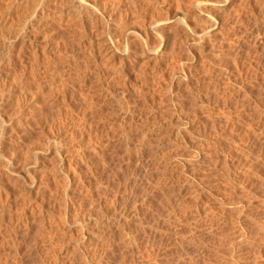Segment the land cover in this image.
I'll return each instance as SVG.
<instances>
[{"label":"rangeland","instance_id":"obj_1","mask_svg":"<svg viewBox=\"0 0 264 264\" xmlns=\"http://www.w3.org/2000/svg\"><path fill=\"white\" fill-rule=\"evenodd\" d=\"M263 136L264 0H0V264H203Z\"/></svg>","mask_w":264,"mask_h":264},{"label":"bare ground","instance_id":"obj_2","mask_svg":"<svg viewBox=\"0 0 264 264\" xmlns=\"http://www.w3.org/2000/svg\"><path fill=\"white\" fill-rule=\"evenodd\" d=\"M54 1H55V0H54ZM52 3H53V2H52ZM58 4H59V3H58ZM50 5H51V4H50ZM54 5H55V4H54ZM51 6H53V5H51ZM51 6H50V7H51ZM55 6H56V5H55ZM57 6H58V5H57ZM60 7H62V6H60ZM54 8H55V7H54ZM51 9H52V7H51ZM52 10H53V9H52ZM47 12L49 13V11H47ZM64 13H65V12H64ZM49 14H50V13H49ZM49 14H48V15H49ZM46 15H47V13H46ZM50 15H51V14H50ZM65 15H67V14L65 13ZM43 16H44V15H43ZM47 17H48V16H47ZM40 24H41V23H40ZM213 24H214V23H213ZM38 26H39V25H38ZM42 26H43V25H42ZM42 26H41V27H42ZM212 26H213L212 24L209 25V26H207V27H208V30H209V28H212ZM206 33H207V32H206ZM203 34H204V33H203ZM202 39H203V38H202ZM202 41H203V40H202ZM200 43H201V42H200ZM204 43H205V42H204ZM205 44H206V43H205ZM205 44H204V45H205ZM209 46H210V45H209ZM212 46H213V45H212ZM207 47H208V46H207ZM210 47H211V46H210ZM213 47H214V46H213ZM213 47H212V48H213ZM201 48H202V50H201L200 52L203 53V51H206V50L203 49V44H202V47H201ZM208 48H209V47H208ZM212 48H210L211 50H209V49H208V50L212 52V51H213ZM115 50H116V49H115ZM115 50H114V52H115ZM117 50H118V49H117ZM198 51H199V50H198ZM213 52H214V51H213ZM115 53H116V52H115ZM117 53H118V51H117ZM119 53H120V52H119ZM206 53H209V52L206 51ZM209 54H210V53H209ZM211 54H212V53H211ZM118 55H119V54H118ZM35 109H36V108H35ZM180 118H181V117H180ZM184 120H185V119H184ZM173 121H174V120H173ZM173 121H172V122H173ZM176 121H177V120H176ZM180 121H182V120H180ZM177 122H178V121H177ZM174 123H175V122H174ZM174 123H173V124H174ZM170 124H171V123H170ZM177 124L179 125V122L176 123V125H177ZM176 125H173V126L175 127ZM180 125H181V124H180ZM169 126H172V125H169ZM170 128H171V127H170ZM178 128H180V127H178ZM178 128H177V129H178ZM170 130H172V128H171ZM258 131H259V130H258ZM168 132H169V131H168ZM176 132H177V131H176ZM176 132H175V133H176ZM169 133H170V132H169ZM172 133H174V132H172ZM253 133H254V132H253ZM176 134L178 135V132H177ZM176 134H175V136L177 137ZM259 134H260V133H259ZM259 134H258V135H259ZM169 135H170V134H169ZM179 135H180V134H179ZM179 135H178V136H179ZM170 137H172V134H171ZM176 137H175V138H176ZM249 137H251V136H249ZM254 137H255V136H254ZM172 138H173V137H172ZM177 138H178V137H177ZM247 138H248V136H247ZM261 138H262V137H261ZM261 138H260V139H261ZM263 138H264V136H263ZM239 139H240V138H239ZM243 139H244V138H243ZM248 139H250V138H248ZM255 139H256V140L258 139L257 136H256ZM255 139H254V140H255ZM244 140L246 141V139H244ZM244 140H243V141H244ZM256 140H255V141H256ZM255 141H253V142H255ZM241 142H242V141H241ZM253 142H252V143H253ZM258 142H259V141H258ZM199 143H201V142L199 141ZM262 143H264V142H262ZM262 143H261V144H262ZM202 144H203V143H201V145H202ZM234 144H235V143H234ZM245 144H246V143H245ZM249 144H250V142H249ZM254 144L256 145V147H255V145H254V147H253V145L251 144L252 147H253V148H257V145H258V144H256V142H255ZM199 145H200V144H199ZM247 145H248V144H247ZM251 145H250V147H249V146H247V147H248V148H251ZM259 145H260V144H259ZM263 145H264V144H263ZM239 146H240V145H239ZM239 146H238V147H239ZM241 146H242V144H241ZM243 146H244V145H243ZM231 147H232V146H231ZM247 147H246V148H247ZM258 147H263V146H258ZM241 148H245V146H244V147H241ZM253 148H252V149H253ZM263 148H264V147H263ZM263 148H262V149H263ZM233 149H234V148H233ZM252 149H251V151H252ZM231 150H232V149H231ZM237 150H238V149H237ZM243 150H246V151H247V149H243ZM249 150H250V149H248V151H249ZM256 150H257V149H256ZM248 151H247V152H248ZM257 151H260V149H258ZM261 151H263V150H261ZM239 152H240V151H239ZM242 153H243V152H242ZM252 153H253V154H255V153L257 154L256 151H255V152H252ZM259 153H260V152H259ZM230 154H231V153H230ZM233 154H234V153H233ZM247 154H248V153H247ZM249 154H250V152H249ZM262 154H263V152H262L261 154H259V155H261V157H262ZM227 155H228V154H227ZM236 155H238V154H236ZM250 155H251V154H250ZM250 155H249V158H250ZM257 155H258V154H257ZM228 156H229V155H228ZM233 156H234V155H233ZM239 156H240V154H239ZM239 156H238V158H240ZM242 156H247V155H245V152H244V155H242ZM224 157H225V156H224ZM253 157H255V156H253ZM253 157H251V158H253ZM229 158H230V157H229ZM241 158H242V157H241ZM241 158H240V160H241ZM224 159H225V158H224ZM227 159H228V158H227ZM243 159H244V157H243ZM243 159L241 160V161H242L241 163L239 162V164H237V165H238V167H236L237 169H238V168L240 169V167L242 168L243 166H244L243 168H245V166H248V168H247V172L245 171V173H248V172H250V173L252 172V173H253L255 170H254V171H251V170L255 169L256 167H258V168H256L257 171H259V172L262 171V169L259 168V167H261V166L264 167V166H263V165H264V164H263V163H264V161H263L264 158H263V159L261 158L262 161H263V163L261 164V166H256V167H254V165L257 164V163H252V162L255 161V160H252V161H251V160L248 159V157H247V159H248L249 161H251V163H250V162H246V161H248V160L245 161V159H244V160H243ZM254 159H255V158H254ZM256 159H257V162H258L259 157L256 158ZM236 160H237V159H236ZM236 160H235V161H236ZM238 160H239V159H238ZM225 161L227 162V160H225ZM230 161H231V160H230ZM220 162H221V161H220ZM226 162H225V163H226ZM237 162H238V161H237ZM237 162H236V163H237ZM245 163H248V164L250 163V164H249V165H248V164L244 165ZM260 163H261V160H260ZM260 163L258 162V165H260ZM240 164H241L242 166H241ZM226 165H227V164H226ZM237 165H234V166H237ZM226 167H227V166H226ZM229 167H230V166H229ZM209 168H210V167H209ZM230 168H232V167H230ZM223 169H224V168H223ZM226 169H228V168H226ZM263 169H264V168H263ZM243 170H245V169H243ZM243 170H242V171H243ZM209 171H210V170H209ZM225 171H226V170H225ZM228 171L230 172V170H228ZM231 171H232V170H231ZM235 171H236V169H235ZM263 171H264V170H263ZM263 171H262V174H263V176H264V172H263ZM243 172H244V171H243ZM259 172H258V174H260ZM226 173H227V172H225V174H226ZM230 173H232V172H230ZM234 173H236V172H234ZM238 173H240V172H238ZM241 173H242V172H241ZM241 173H240V174H241ZM250 173H249V175H250ZM255 173H256V172H255ZM240 174H239V175H240ZM258 174L256 175L257 177L259 176ZM230 175H231V174H230ZM230 175H228V176L230 177ZM232 175L234 176L233 173H232ZM232 175H231V176H232ZM237 175H238V174H237ZM237 175H236V176H237ZM241 175H245V174L242 173ZM253 175H255V174H253ZM253 175H252V176H253ZM260 175H261V174H260ZM213 176H214V175H213ZM233 176H232V177H233ZM263 176L261 175V178H262ZM208 177H209V176H208ZM208 177L206 176L205 178L207 179ZM224 177H225V176H224ZM229 177L226 176L225 178H229ZM237 177H239V176H237ZM237 177H236V178H237ZM241 177H242V176H241ZM253 177L256 178L255 176H253ZM253 177H252V178H253ZM203 178H204V177H203ZM210 178H211V177H210ZM210 178H209V179H210ZM212 178H214V177H212ZM225 178H223V179H225ZM230 178H231V177H230ZM236 178H235V179H236ZM239 178H240V177H239ZM242 178H243V177H242ZM242 178H241V184L243 183V182H242L243 179H245V178H243V179H242ZM258 178H259V177H258ZM263 178H264V177H263ZM263 178H262V181H261L260 179H258V180L261 181V184H264V183H262V182L264 181ZM206 179H205V181H203V194H204L203 196H205V194H209V195H207L206 197H208V196L210 197L211 195H214V192H215V195H217V193H218V197H219V196H222V195H224V196L226 195V194H222V195L220 194V195H219V193L223 192V191H221V190L223 189V188H222L223 186H222V187H221V185L219 186V187L222 188V189L220 188L221 190L219 189V187L217 188V187L215 186V187L217 188V191H218V189H219V191H221V192H219V191L217 192L216 189L214 190V187H212V188L210 187L211 185H209V183L206 182ZM220 179H221V178H220ZM220 179H219V181H215V182H212V181H213V180H212V181H211V182H212L211 184L213 185V183L215 184V183H217V182H220ZM231 179L234 181V178H231ZM250 179H251V178H248V176H247V179H245V180H247V181H251L252 183H254V182L252 181L253 179H252V180H250ZM256 179H257V178H256ZM225 180H227V179H225ZM232 180H231V181H232ZM258 180H257V181H258ZM208 181H209V180H208ZM221 181H222V179H221ZM233 181H232V182H233ZM254 181H256V180L254 179ZM257 181H256V186H259V185H257V184H258ZM260 181H259V182H260ZM229 182H230V180H229ZM232 182H231V183H228L229 186H230V184L232 185ZM245 182H246V181H245ZM245 182H244V183H245ZM221 183H222V185H223L224 182H221ZM234 183H235V182H234ZM238 183H239V181H238ZM244 183H243V185H244ZM228 184H227V185H228ZM239 184H240V183H239ZM246 184H247V183H246ZM259 184H260V183H259ZM216 185H217V184H216ZM227 185H226V187H225V185H224V190L227 191V194H228V195L230 194L231 196H233L234 193H235L234 190H233L235 185H234V186H233V185L231 186V187H233V188L228 187V188L232 189L234 193L232 192V190L230 191V190L227 188ZM249 185H250V183L248 184V186H249ZM241 186H242V185H241ZM241 186H240V187H241ZM248 186H247V187H246V186H242L241 188L239 187V185H238V187L236 186L237 188H240V191H238L239 189L237 190V188H236V193H235L236 196H237V194L241 195V193L245 191L247 194H246V193H243V194H246V195L248 196V197H247V200H248V198H249V200L246 201V202L243 201V200H244L243 198H242V200H241L240 197H239L240 199L237 197V198H238V199H237L236 196H234V197H235V200H234V199H233V200L231 199L232 202H230V201H228L229 198H230V196H227V195H226L227 197H229V198H226L227 201H228L227 204L232 205V208H231V209H236V210H233V211H235L234 213H236V214H234V216H235L236 218L233 216V214H232V216H231V215H230V212H228V213H229V218H230V216H231L232 218L234 217V218L236 219V223H235V224H236V227H237V228L234 227V226H235V225H234V222H235V221H232V220H231V221L233 222V224H232V223L230 224V222H231L230 219H231V218L229 219V221L227 220V219H228L227 217H226V221H225V219H224V221H225L226 223H227V221L229 222L228 225L230 224V225L232 226V228H231V232H233V235H231L232 233L230 232V226H227V227H226V228H227V229H226V232L228 233V231H229L230 235H229V234H227L226 236H225V234L222 235V236H225L223 239H221L222 236H221V237L219 236V238H220V241H219V242H218V240L216 239L217 235L214 234V236L216 235V236H215V242H218V244H217V245H214V246H216V247H214L215 250L213 249V250L209 253V255H205V254H207V252H205V253L203 252L204 255H205V257H204V255H203V257H204V259H203V264H261L262 262H264V223H263V219H264V217L262 218L261 222H259V221L257 222V220H256V222H255V221L252 220V223H251L250 221H251L252 218L254 219L255 217L250 218V216H249L250 221H247L246 219H244V220H246V221H243L242 218H241V217H244V216H245L244 218H246V216H248V215L251 213V210H252V209H253V210H254V209H259V208L264 204V203H263L264 201H261V200L258 201V198H259L261 195H259L260 192L258 191V189L256 188V186L252 185V186H253L252 188L255 187V188L257 189V191L254 190L255 188H254V189L250 188L251 185H250L249 188H248ZM225 188H227L229 191H228L227 189H225ZM258 188L264 191V187H263V189H262V188H261V185H260V187H258ZM261 190H260V191H261ZM237 191H238L239 193H237ZM263 191H261V193H262ZM228 192H229V193H228ZM223 193H225V192H223ZM232 193H233V195H232ZM263 193H264V192H263ZM263 193H262V194H263ZM243 194H242V195H243ZM243 196L246 198L245 195H243ZM206 197H205V198H206ZM214 197H215V196H214ZM218 197H217V199H218V201H219V198H218ZM234 197H232V198H234ZM261 197H262V196H261ZM261 197H260V199H261ZM203 198H204V197H203ZM215 198H216V197H215ZM263 198H264V197H262V199H263ZM207 199H208V198H207ZM207 199H206V200H207ZM210 199H212V198H210ZM210 199H209V200H210ZM220 199H221V198H220ZM222 199H223V198H222ZM224 199H225V198H224ZM224 199H223V200H224ZM236 199H237V200H236ZM206 200H205V201H206ZM263 200H264V199H263ZM205 201H204V202H205ZM213 201H214L215 203L217 202L216 200H213ZM227 201H225V204H226ZM260 201H261V203H263V204H262L259 208H258V206H257V208H254L255 206H253V205H256V203L258 204V202H259L258 205H260ZM222 202H223V201H222ZM229 202H230V203H229ZM210 203H211V202H210ZM212 204H214V203H212ZM221 204H222V203H221ZM225 204H224V205H225ZM227 204H226V205H227ZM205 205H207V204H205ZM214 205L217 206L218 203H217V204H214ZM214 205H213V206H214ZM222 205H223V204H222ZM210 206H211V205H210ZM213 206H212V207H213ZM218 206H220V205H218ZM218 206H217V207H218ZM249 206H253V208L250 207L251 209H249L250 211L248 212L247 207H249ZM209 208H210V207H209ZM209 208H208V209H209ZM218 208L221 209V208H223V206H220V207H218ZM261 208H262V207H261ZM261 208H260V209H261ZM203 209L205 210L206 208H203ZM211 209H212L211 211L215 210V208H214V209L211 208ZM216 209H217V208H216ZM226 209H227V208H226ZM226 209H225V210H226ZM231 209H230V210H231ZM262 209H263V208H262ZM208 211L210 212V210H208ZM208 211H207V212H208ZM216 211H217V210H216ZM218 211H220V210H218ZM218 211H217V212H218ZM227 211H228V210H227ZM231 211H232V210H231ZM233 211H232V212H233ZM256 211L260 212L261 210H260V211H259V210H256ZM205 212H206V210L203 211L204 215H205ZM207 212H206V213H207ZM213 212H214V211H213ZM223 212H224V210H223ZM252 212H253V211H252ZM214 213H215V212H214ZM220 213H221V211H220ZM225 213H226V211H225ZM254 213H255V212H254ZM261 213H262V211H261ZM261 213H259V214L257 215V219H258V218L260 219V217H262ZM210 214H211V212H210ZM210 214L207 213L205 216H207V218L209 219V217H211ZM212 214H213V213H212ZM215 214H216V213H215ZM215 214L212 215V216H215ZM217 214H219V213H217ZM217 214H216V216H217ZM223 214H224V213H223ZM252 214H253V213H252ZM252 214H250V215H252ZM262 214H264V212H263ZM204 215H203V216H204ZM208 215H210V216H208ZM220 215H222V214H219V216H220ZM236 215H237V216H236ZM259 215H260V216H259ZM216 216H215V218H217ZM252 216H254V215H252ZM223 217H224V216H223ZM212 218H213V217H212ZM212 218H211V220H213ZM218 218L220 219V218H222V216H221V217H218ZM234 218H233V220H234ZM204 219H205V218H204ZM208 219H207V221H208ZM247 219H248V217H247ZM259 219H258V220H259ZM221 220H222V219H221ZM221 220H219V221H221ZM248 220H249V219H248ZM203 221H204V220H203ZM209 221H210V220H209ZM209 221H208V222H209ZM214 221H215V220H214ZM214 221H213L212 223H214ZM217 221H218V220H216V222H217ZM224 221H223V224L225 223ZM208 222H204V223H203V224H204L203 226L206 227L205 224L207 225ZM210 222H211V221H210ZM212 223H211V224H212ZM226 223H225V224H226ZM211 224H209V225H211ZM216 224H217V223H216ZM218 224H219V223H218ZM221 224H222V223H220V225H219V226H220V229H221V227L225 226V224H224V225L222 224L223 226H221ZM257 224H258V225H257ZM209 225H207V226H209ZM214 225H215V224H214ZM214 225H213V226H214ZM226 225H227V224H226ZM219 226H218V227H219ZM204 227H203V228H204ZM211 227H212V226H211ZM214 227H215V226H214ZM216 227H217V226H216ZM218 227H217V229H218ZM233 227H234V229L236 228L235 231H233V230H234ZM212 228H213V227H212ZM228 228H229V230H228ZM255 228H257V230H256ZM153 229H156V228H153ZM207 229H208V227H207ZM210 229H211V228H210ZM224 229H225V228H224ZM224 229H221L220 231H222V230H224ZM211 230H212V229H211ZM213 230H214V229H213ZM227 230H228V231H227ZM156 231H157V230H156ZM218 231H219V230H218ZM255 231H256V233H257V231H259V234H257V236H256V237H258V235H259V237H258L257 239L255 238V240H254L255 243H253L254 246L250 244V245H251V247H250V251H248L249 249H246L247 252H246V251H245V253L242 252V251H244V249L246 248V247H242L243 244H244V242H245L246 240L249 242V239H250V243H251V238H254L253 236H255V235H254ZM158 232H159V231H158ZM148 233H150V232H148ZM208 233H209V232H208ZM208 233H207V234H208ZM215 233H217V232H216V229H215ZM218 233H220V232H218ZM224 233H225V232H224ZM256 233H255V234H256ZM161 234H162V233H161ZM203 234H204V232H203ZM211 234H212V233H211ZM212 235H213V234H212ZM218 235H219V234H218ZM220 235H221V233H220ZM204 236H205V235H204ZM156 237H157V236H156ZM186 237H187V236H186ZM205 237H209V236H205ZM180 238H181V237H180ZM184 238H185V237H184ZM213 238H214V237H213ZM217 238H218V237H217ZM219 238H218V239H219ZM158 239H159V237H158ZM211 239H212V238H211ZM180 240H183V239L181 238V239H179V241H180ZM204 240H205V239H204ZM132 241H133V240H132ZM137 241H138V240H137ZM141 241H142V240H141ZM141 241H140V243H141ZM254 241H252V242H254ZM75 242H76V241H75ZM75 242H74V243H75ZM142 242H143V241H142ZM144 242H146V240H145ZM144 242H143V243H144ZM176 242H177V241H176ZM186 242H187V241H186ZM211 242H212V241H211ZM211 242H209L208 245H206V246H208V248L205 247L207 250L209 249L208 252L210 251L209 244H210ZM213 242H214V241H213ZM215 242H214V244H216ZM248 242H246V243L249 244ZM135 243H136V244H135ZM135 243L132 244V245H137L138 247H140V246H139L140 243H139V244H138L137 242H135ZM148 243H149V241H148ZM177 243H178V242H177ZM177 243H174V244H176L177 247L181 246V245H179V244L177 245ZM204 243H205V241L203 242V244H204ZM141 244H142V243H141ZM170 244H171V243H170ZM205 244H206V243H205ZM205 244H204V245H205ZM212 244H213V243H212ZM125 245H126V244H125ZM129 245H130V244H129ZM129 245H128V246H129ZM146 245H147V243H146ZM244 245H245V244H244ZM250 245H249V246H250ZM128 246H127V247H128ZM144 246H145V243H144ZM147 246H149V245H147ZM176 246H174V248H175ZM184 246H185V245H184ZM210 246H211V244H210ZM245 246H246V245H245ZM247 246H248V245H247ZM249 246H248L247 248H249ZM75 247H76V246H75ZM77 247H78V246H77ZM131 247H133V246H131ZM134 247H136V246H134ZM145 247H146V246H145ZM145 247H144V248H145ZM149 247H150V246H149ZM149 247H148V248H145L146 250L148 249L149 251L144 250V251H145L144 253H143V251H142L141 248H140V250L142 251V253H140V251L138 252V253H139L138 257L140 256V254H142V255H141V258L139 257V258H140V259H139L140 262H141V260H142V256H143V257L145 256L146 259H148V260H146V259H143V260H145V261H147V262H151V261H153L155 264H161V262L164 260V258H162V260L160 259L161 261H159V257H158V260H157L156 257H157L158 255H156V257H155L154 255H155L156 253H155V254H152L153 252L150 253V250L154 251L155 249L153 250L151 247H150V249H149ZM158 247H159V246H158ZM203 247H204V246H203ZM144 248L142 247V249H144ZM205 248H204V249H205ZM212 248H213V246H211V249H212ZM243 248H244V249H243ZM78 249H79V248H78ZM127 249H129V248H127ZM127 249H126L125 251H127ZM131 249H132V248L129 249L130 252H132ZM136 249H137V248H135V250H136ZM158 249H159V248H158ZM158 249H157V250H158ZM206 249H205V250H206ZM74 250H77V249L74 248ZM129 250H128V254H129ZM138 250H139V249H138ZM177 250H178V248H177ZM182 250H183V248H182ZM207 250H206V251H207ZM165 251H166V250H165ZM178 251H179V250H178ZM154 252H155V251H154ZM180 252H182V251H180ZM74 253H75V252H74ZM138 253H137V254H138ZM162 253H163V252H162ZM168 253H169V252H168ZM172 253H173V251H172ZM126 254H127V252H126ZM132 254H133V253H132ZM137 254H135V255H137ZM165 254H166V253H165ZM173 254H174V253H173ZM173 254H172V255H173ZM176 254H177V252H176ZM176 254H175V255H176ZM182 254H183V253H181V255H182ZM163 255H164V254H163ZM181 255L179 254V256H181ZM182 256H183V255H182ZM127 257H129V256H127ZM134 257H135V256H134ZM160 257H161V256H160ZM163 257H164V256H163ZM173 257H175V256H173ZM173 257H172V258H173ZM184 257H185V256L181 257V261H183V260L186 261ZM125 258H126V256H125ZM178 258H180V257H178V255H177V258H176V259L174 258V260H177V261H178ZM182 258H183V260H182ZM188 258H189V257H188ZM192 259H193V258H192ZM128 260H130V258H129V259L127 258V260H126L127 263H125V264H129L130 261L128 262ZM143 260H142V261H143ZM167 260H168V259H167ZM167 260H165V261H167ZM190 260H191V259H190ZM193 260H194V259H193ZM145 261H143V262H145ZM165 261H164V263H166ZM179 261H180V260H179ZM184 261H183V263H184ZM187 261H188V260H187ZM187 261H186V262H187ZM131 262H132V260H131ZM133 262H134V261H133ZM135 262H136V261H135ZM138 262H139V261H138ZM143 262H142V263H143ZM171 262H172V260H171ZM175 262H176V261H174V263H175ZM186 262H185V263H186ZM196 262H197V261H196ZM136 263H137V262H136ZM136 263H133V264H136ZM174 263H173V264H174ZM179 263H181V262H179ZM179 263L177 262V264H179ZM183 263H182V264H183ZM185 263H184V264H185ZM189 263H190V262H189ZM137 264H138V263H137ZM139 264H141V263H139ZM146 264H149V263H146ZM166 264H168V263H166ZM169 264H172V263H170V260H169ZM186 264H188V262H187ZM191 264H192V263H191ZM194 264H195V263H194Z\"/></svg>","mask_w":264,"mask_h":264}]
</instances>
